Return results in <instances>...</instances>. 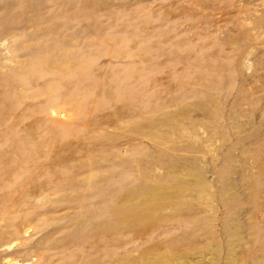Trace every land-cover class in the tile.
Segmentation results:
<instances>
[{
  "label": "rangeland",
  "instance_id": "rangeland-1",
  "mask_svg": "<svg viewBox=\"0 0 264 264\" xmlns=\"http://www.w3.org/2000/svg\"><path fill=\"white\" fill-rule=\"evenodd\" d=\"M0 264H264V0H0Z\"/></svg>",
  "mask_w": 264,
  "mask_h": 264
}]
</instances>
